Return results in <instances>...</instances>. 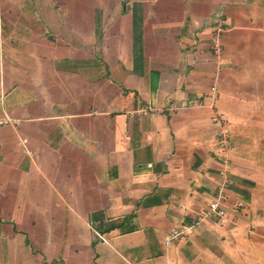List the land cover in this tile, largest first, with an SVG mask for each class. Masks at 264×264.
Instances as JSON below:
<instances>
[{"label":"crops","instance_id":"crops-1","mask_svg":"<svg viewBox=\"0 0 264 264\" xmlns=\"http://www.w3.org/2000/svg\"><path fill=\"white\" fill-rule=\"evenodd\" d=\"M1 118L0 264H264V0H0Z\"/></svg>","mask_w":264,"mask_h":264},{"label":"built area","instance_id":"built-area-1","mask_svg":"<svg viewBox=\"0 0 264 264\" xmlns=\"http://www.w3.org/2000/svg\"><path fill=\"white\" fill-rule=\"evenodd\" d=\"M222 31H223V29L220 26H218L214 30L213 36L211 38L213 53L216 56H220V54L222 53V50H223V47L220 43V35H221ZM217 86H218L217 81H214L212 83V85L210 86L209 91L207 93V97L209 99H212V100L216 99L217 93H218V87ZM201 101L202 100H198V104L201 105L203 102V101L202 102ZM171 106L173 109H177V108L183 107L185 105L184 104H181V105H174L173 104ZM213 120L215 122L219 123L221 119L215 116L213 118ZM9 122H10V120H8L6 118L0 119V124H5V123H9ZM216 139H217V146H218L220 152L227 153L228 151H230V149L232 148V144H231L229 134L225 128H222V127L219 128V130L216 133ZM20 143L22 145H24L25 139H22L20 141ZM222 157H224L223 167L219 171V174L221 175L222 179L224 180L230 163L228 162L226 155H224ZM223 192H224L223 184H222V182H220V185L218 186V189H217L216 197L211 202L208 203L204 212L201 213L195 220H193V223L198 224L206 218H214L221 225L231 222L230 217H229V212L226 209L224 202H223V199H222L223 194H224ZM238 206H239V204L234 207V211H237ZM186 230H187V228L182 229V230H177V229L172 230L170 233V236L168 237L167 243L169 244L173 238H176L180 233H183Z\"/></svg>","mask_w":264,"mask_h":264},{"label":"trees","instance_id":"trees-1","mask_svg":"<svg viewBox=\"0 0 264 264\" xmlns=\"http://www.w3.org/2000/svg\"><path fill=\"white\" fill-rule=\"evenodd\" d=\"M119 225H120V224H119ZM119 225H118V226H119ZM112 227H113V226H112ZM110 228H111V227H110Z\"/></svg>","mask_w":264,"mask_h":264}]
</instances>
